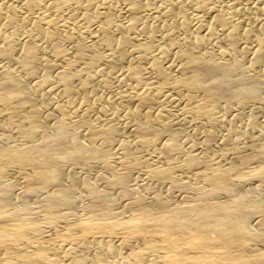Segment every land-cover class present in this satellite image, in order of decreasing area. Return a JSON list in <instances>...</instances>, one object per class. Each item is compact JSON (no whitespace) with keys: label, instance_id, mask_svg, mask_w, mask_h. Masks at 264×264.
I'll list each match as a JSON object with an SVG mask.
<instances>
[{"label":"bare ground","instance_id":"6f19581e","mask_svg":"<svg viewBox=\"0 0 264 264\" xmlns=\"http://www.w3.org/2000/svg\"><path fill=\"white\" fill-rule=\"evenodd\" d=\"M217 2L0 0V264H264V0Z\"/></svg>","mask_w":264,"mask_h":264},{"label":"rangeland","instance_id":"374dc122","mask_svg":"<svg viewBox=\"0 0 264 264\" xmlns=\"http://www.w3.org/2000/svg\"><path fill=\"white\" fill-rule=\"evenodd\" d=\"M217 1H218L217 4H219V5H224V3L226 2V0H217ZM65 23H67L66 27H68V28H72V26L75 25L72 20L71 21L66 20ZM61 32H62L61 30H58V33H61ZM74 35H75V33L73 32L72 37H74ZM249 44L253 45V41H250ZM262 86H264V83H262ZM172 125H173V127L180 128L181 131H183L184 128L187 129L184 133H182V137L183 138H185L187 140H191V139L196 138V137L192 136V133H194L195 128L191 127V126H193V124L190 123L189 119L186 118V119L181 121L176 116V118H174V120H172ZM189 129H191V130H189ZM217 148H219V147H217V145H215L213 147L214 150L217 149ZM142 154L145 155L144 152H142ZM219 164H221V162ZM191 174L192 173L189 171V172L180 174L179 176H180V178L182 180H184L186 182H193V183H196V184L199 185L200 184V180L195 178V177H193ZM92 176H94V174L93 175H89V177H92ZM11 177H14L13 174L11 175ZM132 178H133V181L131 182V185H133V186L139 185V184H141V182H143L145 180V176L143 175L141 170L133 172L132 173ZM148 183H150V182H148ZM158 193H159V196L162 197L165 194V191L163 189H160V190H158ZM169 194L173 197V201H176L177 198H178V195H179V193L177 191H169ZM110 197L115 203L114 208H115L116 212L120 211V209L122 208V205H123V203H122L123 202V200H122L123 198L121 196H119V193L117 191H114V190L112 191ZM26 201L29 204H31L32 206H34V203H33L34 202V198L29 197V198H27Z\"/></svg>","mask_w":264,"mask_h":264}]
</instances>
